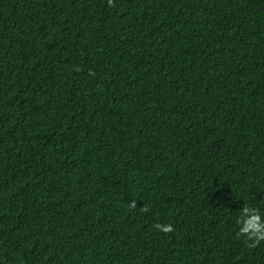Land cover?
<instances>
[{
  "label": "trees",
  "instance_id": "1",
  "mask_svg": "<svg viewBox=\"0 0 264 264\" xmlns=\"http://www.w3.org/2000/svg\"><path fill=\"white\" fill-rule=\"evenodd\" d=\"M246 203L264 0H0V264H264Z\"/></svg>",
  "mask_w": 264,
  "mask_h": 264
},
{
  "label": "clouds",
  "instance_id": "2",
  "mask_svg": "<svg viewBox=\"0 0 264 264\" xmlns=\"http://www.w3.org/2000/svg\"><path fill=\"white\" fill-rule=\"evenodd\" d=\"M109 6H113V0H108ZM135 207V202L131 205ZM235 223L239 226L238 235L245 239L250 246H255L264 241V216L260 211L247 203L239 211ZM159 230L170 233L174 229L171 225H159Z\"/></svg>",
  "mask_w": 264,
  "mask_h": 264
}]
</instances>
